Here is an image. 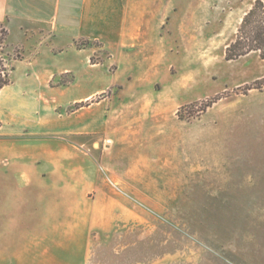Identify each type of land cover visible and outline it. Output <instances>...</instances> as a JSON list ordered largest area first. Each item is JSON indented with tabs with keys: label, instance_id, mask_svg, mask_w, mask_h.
<instances>
[{
	"label": "rangeland",
	"instance_id": "374dc122",
	"mask_svg": "<svg viewBox=\"0 0 264 264\" xmlns=\"http://www.w3.org/2000/svg\"><path fill=\"white\" fill-rule=\"evenodd\" d=\"M148 1L160 23L136 59L100 49L48 82L68 94L98 74L91 99L55 111L100 116L82 149L86 166L116 184L114 223L78 229L51 262L21 251L20 264H264V58L225 59L255 0ZM146 54L161 57L139 67Z\"/></svg>",
	"mask_w": 264,
	"mask_h": 264
},
{
	"label": "crops",
	"instance_id": "0c3cea01",
	"mask_svg": "<svg viewBox=\"0 0 264 264\" xmlns=\"http://www.w3.org/2000/svg\"><path fill=\"white\" fill-rule=\"evenodd\" d=\"M155 8L148 0H0L2 44L20 54L0 89V264H20L21 251L51 262L78 229L113 225L120 200L110 185L116 184L86 166L82 149L86 134L100 130V116L87 119L84 107L55 111L91 99L100 90L98 74L66 86L68 94L48 82L85 66L100 49L136 59L157 36ZM146 55L139 67L161 57ZM68 136L71 142L62 140Z\"/></svg>",
	"mask_w": 264,
	"mask_h": 264
},
{
	"label": "trees",
	"instance_id": "16d2710c",
	"mask_svg": "<svg viewBox=\"0 0 264 264\" xmlns=\"http://www.w3.org/2000/svg\"><path fill=\"white\" fill-rule=\"evenodd\" d=\"M0 31L3 32V37H0V44H2L4 30L0 28ZM251 52H258L259 56L264 58V2L262 0H255L241 18L234 39L225 48V59H237ZM12 68V60L4 58L0 53V89L10 82L9 74ZM209 105L210 103H206L201 111Z\"/></svg>",
	"mask_w": 264,
	"mask_h": 264
}]
</instances>
